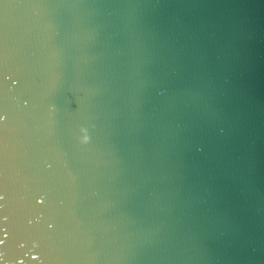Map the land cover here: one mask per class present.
<instances>
[{"label": "water", "instance_id": "water-1", "mask_svg": "<svg viewBox=\"0 0 264 264\" xmlns=\"http://www.w3.org/2000/svg\"><path fill=\"white\" fill-rule=\"evenodd\" d=\"M0 264H264V0H0Z\"/></svg>", "mask_w": 264, "mask_h": 264}]
</instances>
